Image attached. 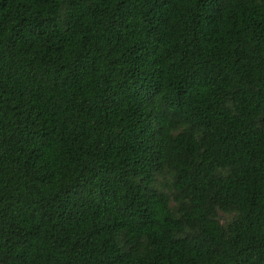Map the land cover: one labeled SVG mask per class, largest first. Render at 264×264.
I'll return each mask as SVG.
<instances>
[{
	"label": "trees",
	"instance_id": "trees-1",
	"mask_svg": "<svg viewBox=\"0 0 264 264\" xmlns=\"http://www.w3.org/2000/svg\"><path fill=\"white\" fill-rule=\"evenodd\" d=\"M0 264H264V0H0Z\"/></svg>",
	"mask_w": 264,
	"mask_h": 264
},
{
	"label": "rangeland",
	"instance_id": "rangeland-1",
	"mask_svg": "<svg viewBox=\"0 0 264 264\" xmlns=\"http://www.w3.org/2000/svg\"><path fill=\"white\" fill-rule=\"evenodd\" d=\"M227 219H228V217L225 215H221V217H220L221 222H225Z\"/></svg>",
	"mask_w": 264,
	"mask_h": 264
}]
</instances>
